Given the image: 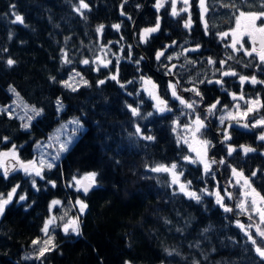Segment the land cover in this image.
Masks as SVG:
<instances>
[{"label":"trees","instance_id":"1","mask_svg":"<svg viewBox=\"0 0 264 264\" xmlns=\"http://www.w3.org/2000/svg\"><path fill=\"white\" fill-rule=\"evenodd\" d=\"M198 1L189 0L185 6L176 0L179 14L173 16L171 0L162 1L159 11L156 0H85L90 7L83 10L85 19L74 10L79 0H0V106L9 104L14 88L13 93L25 104L42 109L27 130L21 129L16 117L1 111L0 138L7 137L8 141L0 142V151L14 144L21 160H32L33 143L44 139L60 120L77 117L83 127L55 166L44 170L45 179L34 178L39 191L32 187L30 176L19 171L9 173L7 179L0 176V193L19 184L17 194L27 196L22 202L14 199L0 217V264H264L255 246L234 224L238 220L252 225L254 230L250 234L260 244L262 238L256 229L259 226L264 230V223L259 222L258 214L252 213L253 219H249L250 213L240 212L236 205L242 196L243 178H249L252 188L264 196V143L258 140L263 129L231 123L232 127L227 128L231 139L219 144L224 125L218 126L214 118L217 112L231 107L230 93L243 94L245 99L258 98L264 104V83L241 85L238 78L255 75L257 80L264 81V71L260 70L264 65L243 52L233 53L225 48L228 39L221 41L217 35L232 25L234 9L222 6L228 0H205L202 16ZM121 4L125 15H121ZM185 7L187 11L183 10ZM245 10L261 11V0H251ZM13 13L23 17L22 24L12 22ZM189 16L191 27L185 28ZM158 18L160 30L141 43V31L154 27ZM101 24L103 32L97 33ZM114 24H120L119 31L112 27ZM174 41L177 46L168 47ZM197 45L198 51H184ZM166 47L165 56H173L171 64L176 65L171 76L165 75L169 61L155 58L156 52ZM65 52L71 63L63 62ZM101 53L111 63L108 67L99 66L97 71V65L91 61ZM177 55L179 59H175ZM229 55L234 58L228 59ZM141 57L144 59L140 60ZM9 58L15 61L14 65H7ZM209 58L225 60L224 70L238 75L222 77V85L207 83L206 78H221L217 71L219 63L210 65ZM84 59H89L90 64H83ZM117 70L119 83L110 79ZM72 72H79L78 80L83 77L88 84L79 82L74 85L76 91L65 88L61 83ZM141 76L150 77L158 85V93L171 112L155 111L147 93L141 90ZM99 80L105 83L99 85ZM201 80L205 82L199 83ZM169 81H179L178 93L183 98L198 101L195 113L172 98L170 90L165 91ZM193 83L201 92L202 101L192 92L183 91ZM57 99L63 105L58 116ZM216 100L220 104L214 114L205 117L203 111ZM128 105L137 107L141 115L133 117ZM149 112L153 115L147 116ZM196 114L205 120L202 138L213 145L208 149V157L226 161L224 165H212V181L221 192L227 189L232 193L231 199L224 200L233 209L231 212H225L209 195H199V202L185 197L175 191L165 172L150 171L157 165L176 162L177 170L183 172L181 181H191L189 187L193 191L201 187L200 169L182 161L188 155L187 149L183 143H177L178 130ZM254 116L264 119V107L259 106ZM137 124L154 139L148 141L136 135ZM229 145L236 149L230 156ZM242 146L255 151L245 154ZM232 168L242 172L243 178L233 177ZM93 172L97 174L95 183L86 195L68 187L72 177L82 178ZM48 181H54L56 187ZM76 197L87 205L83 213L76 215L80 235L62 234L58 221L52 231L54 247L40 259L20 260L30 242L40 236L49 201L62 202L59 211L58 206L52 208L55 214L65 209L73 215L70 202Z\"/></svg>","mask_w":264,"mask_h":264},{"label":"snow or ice","instance_id":"2","mask_svg":"<svg viewBox=\"0 0 264 264\" xmlns=\"http://www.w3.org/2000/svg\"><path fill=\"white\" fill-rule=\"evenodd\" d=\"M124 3H127V0H124ZM183 3L185 6L189 5V0H183ZM200 7L202 11L206 10L205 9V0H199ZM251 3V0H228L227 4H224L222 6L225 7H232L234 9V17H235V27L230 29L229 31L218 33L217 35L219 36L221 41L227 40L230 37V40L228 43L224 44L225 48H231L233 53H239L243 52L245 56H248L250 58L256 59L258 58L259 64L264 65V0H261V11L258 12H249L245 10V7ZM237 4H240V7H236ZM163 6L161 0H156V8L157 11ZM12 8H15V5H11ZM121 15H125L123 11V4H121ZM172 12L171 14L173 16L178 15L179 13L177 12L176 9V3L175 0H172ZM74 10L84 17V11L83 10H90L89 4L85 2V0H79V3L77 6H75ZM184 11H187V7L183 9ZM15 19L12 21L13 23H23V17L20 15L13 13ZM86 19V17H84ZM131 19V17H128ZM203 18V17H202ZM242 20L244 21L242 25ZM113 28H115L117 31L120 29V24H114L112 25ZM185 28H190L191 27V18L189 16L188 20L184 23ZM104 29V25H99L96 28L97 33H102ZM160 30V23H159V18L157 19V22L154 27H147L144 28L141 33L139 34V41L141 43H146L148 40V37L152 33H156L157 31ZM208 30H207V23L205 22V35H208ZM256 34L260 35V40L259 44L257 45L256 41ZM247 36L249 37L251 41V47H246V44L248 41L244 39V37ZM123 39V37H121ZM176 42L174 41L172 45H169L168 47H175ZM102 48L106 47L105 45H101ZM131 45H129V49H131ZM182 47V46H181ZM199 45H197L193 49H186V51H198L199 50ZM121 52H123V48L120 49ZM167 51V47L164 48L163 50L157 51L155 54V58L157 61L161 60V57H164L166 60L169 61V65H165L166 67V72L165 75H174V69L176 68L175 64H171V61L174 59L173 56L168 55L165 56V52ZM128 55H131V51H129ZM234 57L229 55L228 59H233ZM63 62L64 63H71L70 59H68V54L65 52L63 53ZM144 58L141 57L140 60H143ZM175 59H179V55L175 57ZM140 60H137L136 63L139 64ZM119 62V57H117V63ZM191 62V61H190ZM8 66L14 65L15 61L11 58L7 59L6 61ZM83 64L88 65L90 64L89 59H84L82 61ZM91 63H95L97 65V71L99 70V66L103 64V67H108V65L111 63L110 60L108 61H102L100 57H96L95 60L91 61ZM194 63V62H192ZM208 64L210 65H216L219 63L220 67L217 69V71L220 72L221 78L216 79L215 81L211 79H207V83H215L218 85H222L223 80L222 77L226 76H237L238 74L233 71V70H224V66L226 64L225 60H220L217 62L216 60H213L212 58H209L207 61ZM259 67V65H257ZM261 71H264V69H260ZM80 73L76 72L75 77H79ZM75 77H69V81L73 80ZM118 70L116 73L112 74L110 76L111 80H115L119 83L118 81ZM240 84L243 85L244 83L248 82L253 85L258 84V83H264V81L257 80L255 75L252 76H247V75H239L238 76ZM55 80V78H52ZM69 81H64L63 86L64 87H69L71 88L72 91H76L77 88L71 84ZM80 82H82L84 85L88 84L87 80H84L83 77H80ZM140 82L142 84V91L146 92L147 95L155 101V104L153 107L156 109L157 112L159 113H165V112H171L172 109L168 106V103L165 99L161 98V96L158 93V85L150 78L146 76H141L140 77ZM205 80L199 81V83H204ZM105 83V80H99L98 84L103 85ZM128 83H134V81H128ZM189 83H192V81H189ZM122 88L125 87L124 84L120 85ZM150 86V87H147ZM180 88V83L179 81H169L167 84V88L165 91L167 92L170 90L171 92V97L174 98L175 100L179 101V104L182 105L184 108L191 110L193 113H195L196 108L198 106V101L195 99L192 100H186L183 98L182 95L178 93V89ZM12 92H15V89H11ZM183 91L185 92H192L194 96L200 97V100H203V96L201 92L199 91L197 85L193 83V86L191 88H184ZM224 91H227L224 89ZM131 95V93H129ZM139 94V93H137ZM18 95V94H17ZM232 96L233 101L237 100H245V97L243 94L237 96L235 93H230ZM246 104L249 106L243 111V112H238V114L241 117H246L249 113L257 110L256 106L259 105L260 107H264V104H261L260 100L258 98H254L252 100H246ZM57 108L58 110L63 109V105L59 99L56 101ZM220 104L219 100H216L214 103L209 105L206 109V114L207 115H213L214 111L217 109V105ZM226 107V106H222ZM129 111L131 112L133 117H139L141 115L139 109L137 107H133L132 105H128ZM236 108L239 109V105H236ZM32 113L35 116H40L42 114V109H36L32 108L31 109ZM3 112L8 113V115L11 117V112L9 109H3ZM153 113L149 112L147 113V116H152ZM33 117H28L29 123H25L23 127L27 129L30 126V121ZM226 119H236V115H234L232 112H227L226 115H221L219 117L220 124L224 125ZM71 123L77 125V130L80 128V122L79 120H73ZM176 123V127H180L178 122ZM206 126L205 120L201 119L199 114H196L194 116V119H192L188 124H185L183 126V129L186 133L190 134L191 138L193 141H195L199 147H193L192 144L189 143L187 139H184L183 137H177V143L179 144L181 140H183V143L188 144L189 151L195 153L194 156L192 155H185L183 156V161L188 164H199L203 166V172L205 175H210L212 178L215 177V173L212 172V165H224L226 161L224 159H220L217 161L216 159H209L208 158V149L212 147V143L208 139H203L201 138L202 133L201 130L204 129ZM245 128L248 127H257V126H264V119H260L257 121H254L249 125L248 123H245L242 125ZM176 127L173 128V131L176 130ZM232 127L231 124H229L224 130H223V141H228L231 139V136L229 135V132L227 128ZM135 134L138 135L141 139L152 141L154 137L152 135H146L144 133V130L141 128L139 124H137L135 128ZM259 140L264 141V133H261L259 135ZM8 141L7 137L0 138V142L6 143ZM222 141V142H223ZM70 141H65L60 144V151H66L68 148V144ZM40 145H37V148L39 149ZM243 147V151L245 154L250 153L255 151V149L251 147ZM234 151H236L235 148L232 146H228L227 149V154L230 156ZM59 153L57 156L52 157L51 159H32L28 161H23L19 158V155L17 153V147L16 145H12L11 148L7 151H0V176H2L4 179H7L9 176L10 171L16 170H22L26 175L29 176H35L39 177L41 180L45 179L43 173L45 169H52L54 167V161L58 158ZM9 157L10 160H8L7 163H5V160L3 158ZM14 161V163H13ZM231 167V165H228ZM178 163L173 162L170 165H157L156 167H153L150 169V171L153 172H165L169 173L172 176V181L171 183L173 185H178L179 192L183 193L190 199H194L197 202L200 200V196L195 192L189 190V186L191 185V181L187 182H181L180 177L183 175L182 171H178ZM232 175L233 177H240L243 178V173L238 172L235 168H232ZM96 173H89L83 178H77V177H72V182L68 184V187L75 188L76 191H83V193L86 195L90 189V187L95 183V178H96ZM256 172L252 173V176H255ZM82 181H88L87 184L82 183ZM237 184H239V180L236 181ZM52 185V187H56V184L54 181H48ZM32 187L35 188L37 191H39V188H37L36 180H32ZM241 189H250L249 191H242V196L244 199H241L239 203L236 205L237 208L241 212H249V219H253L254 214H258L259 216V222L264 223V207L258 206L257 199L259 200V205H264V196H261L259 192L256 191L255 188H252V185L250 183L249 178H243V184L240 185ZM20 188L19 184H16L12 186L11 190L8 191L7 193H0V217H2L5 213L6 206L9 205L14 199L17 200V202H22L27 199L26 194H17L18 189ZM202 192L208 194V195H214L216 198V203L220 205L224 209L225 212H231L233 209L231 207H228L224 204L225 199H231L232 198V193L228 192L227 189H224V195H221V190L218 186H216V190L214 192L209 191L207 188L201 189ZM251 196L252 199L248 200L247 198ZM60 200H52L51 205H50V210L52 208H55L58 205H61ZM75 204L79 206V210L81 213H83L84 209L87 207V205L82 202L80 199H77L75 201ZM68 216V213L65 212L64 216L62 217H56L55 215L50 216L44 223L41 228V232L44 234L45 238H36L32 240V245L35 248L36 251V256L35 257H26V259L29 258H35V259H40L42 258L46 252L50 251L54 245L52 244L53 236L51 235L50 228L52 231L55 230V226H57L58 220L62 223V228L65 234H68L69 231L72 233H75L76 235H80L79 231V218L78 217H69L65 219V217ZM238 227H240L242 230H245V235L248 236V239L251 241V243L255 246V252L256 254L264 260V230H261L259 226H257V234L259 237L262 239L260 240V244H257V240L253 237L252 234H250L245 228L243 224H240L238 222ZM249 227H252V225H249ZM38 246V247H37ZM171 255V253H169ZM127 264V262H126Z\"/></svg>","mask_w":264,"mask_h":264},{"label":"rangeland","instance_id":"3","mask_svg":"<svg viewBox=\"0 0 264 264\" xmlns=\"http://www.w3.org/2000/svg\"><path fill=\"white\" fill-rule=\"evenodd\" d=\"M162 1H164V0H161V2ZM172 1V0H171ZM176 1V0H175ZM178 2H180V3H182V4H184L183 3V0H178ZM198 11H199V13H200V15L202 16L203 14H204V12H205V10L204 11H202V9H201V7H200V3H199V1H198ZM242 25H243V23H244V21L242 20ZM235 27V17L233 18V20H232V25H231V28L230 29H232V28H234ZM229 29V30H230ZM229 30H227V31H229ZM244 39L246 40V41H248L249 42V47H251L252 45H251V41H250V39H249V37H247V36H245L244 37ZM229 40H230V37L228 38V42H229ZM259 40H260V35L259 34H256V41H257V45L259 44ZM227 42V43H228ZM230 50H231V48H229ZM232 51V50H231ZM96 57H100L101 58V60L102 61H107L106 60V57H105V54L104 53H101V54H98ZM96 57L93 59V60H95L96 59ZM92 60V61H93ZM256 60L257 61H259L258 60V58H256ZM95 64V63H94ZM100 67H103V64H101L100 65ZM73 74V75H72ZM69 77H75V74H74V72H72V73H70L67 77H66V79L64 80V81H67V79L69 78ZM64 81L61 83L62 85H63V83H64ZM70 83H72L73 85H77V84H79V80H78V78L77 77H75L73 80H71V81H69ZM80 84H82L83 85V83L82 82H80ZM76 87V86H75ZM147 87H150V86H147ZM65 88H67V89H71V88H69V87H65ZM11 92V91H10ZM11 96H12V99H11V101L9 102V104L8 105H6V106H0V112L2 111L3 112V109H8V108H10L13 112H15V108L16 107H19V110L17 111V113H13V112H11V116H14V117H16L19 121H20V124H21V129H23V130H27V129H25L24 127H23V125L25 124V123H29V120H28V117H33L32 119H34L35 117H37V116H35L33 113H32V111H31V109L33 108L32 106H29V105H27V104H25L21 99H19L18 98V96L15 94V93H13V92H11ZM149 97V96H148ZM150 98V97H149ZM252 99H254V98H246L245 100H237V101H233V103H232V105H231V107L230 108H228V109H225V110H221V111H219V112H217L216 114H215V116H214V118H215V122H216V124L218 125V126H222L221 124H220V120H219V117L221 116V115H226L227 114V112H232L234 115H236V119H226L225 120V124H224V129H225V127L228 125V124H240V123H242V125L243 124H245V122L247 121V123L249 124V125H251V123L252 122H254V121H257V120H260V119H262V118H260V117H257V116H254V113L255 112H257V110L259 109V105H257L256 106V109L257 110H255V111H253V112H251V113H249L246 117H241L239 114H238V112H243L249 105L248 104H246L245 103V101L246 100H252ZM150 100L152 101V103L153 104H155V101H153L151 98H150ZM17 101V102H16ZM57 101V100H56ZM56 101H55V113H56V116H58L59 115V113H60V111L61 110H58V108H57V104H56ZM240 102H241V104H243L242 105V107H241V104H240ZM239 105V109H237L236 108V105ZM16 105V106H15ZM155 109V108H154ZM155 111H156V109H155ZM157 112V111H156ZM204 112V116L205 117H208V115L206 114V110L205 111H203ZM7 116H9L8 115V113H6V112H4ZM31 119V120H32ZM194 119V118H193ZM73 120H79L77 117H68L67 119H64V120H60L54 127H53V129H51L47 134H46V136H45V138L44 139H42L41 141H36V142H34L33 143V145H32V152H33V158L32 159H40V158H43V159H51L52 157H55V156H57V154L59 153V155H58V158L59 157H61L64 153H65V151H60V144L61 143H63V142H65V141H70V143L68 144V147L73 143V141L77 138V136H78V134L82 131V129H83V127H82V125H81V123H80V128H79V130H77V125H75V124H73V123H71V121H73ZM192 120V119H191ZM190 120V121H191ZM190 121H188V123L190 122ZM31 122V121H30ZM80 122V121H79ZM187 123V124H188ZM257 127H261L263 130H262V132L261 133H264V126H257ZM249 128H255V127H248V129ZM224 129H222V130H220V133H221V135L220 136H218V138L220 139L219 140V144L221 143V140L223 141V135H222V133H223V130ZM201 133H202V131H201ZM178 135L177 136H179V137H183L184 139H187L188 141H189V143L190 144H192V146L193 147H199V145L195 142V141H193L192 140V138H191V136H190V134H188V133H186L185 131H184V129L183 128H180L179 130H178V133H177ZM201 138H202V136H201ZM258 140H259V136H258ZM263 143H264V141H262ZM181 143H183V140H181ZM40 145V147H39V149L37 148V145ZM185 146H186V149H187V153H188V155H192V156H194L195 155V153H193V152H190L189 151V147H188V144H185V143H183ZM68 149V148H67ZM7 150H9V149H7ZM7 150H2V151H7ZM6 158H9V157H5V158H3L4 160L6 159ZM58 158L54 161V166H55V164H56V162H57V160H58ZM209 159H210V157H208ZM182 161H183V159H182ZM184 162V161H183ZM185 163V162H184ZM186 164H188V163H186ZM191 166H198V168L200 169V175H201V177L203 178V181H202V185H201V187L198 189V190H196L195 192L198 194V195H208V194H206V193H204V192H202L201 191V189H204V188H207L209 191H211V192H214L215 190H216V185H215V183L212 181V177L210 176V175H205L204 174V172H203V166L202 165H199V164H190ZM46 170V169H45ZM19 172H21L22 173V175H26L22 170H19ZM213 172V171H212ZM167 174V176L169 177V179H170V184L174 187V189H175V191H177V192H179V188H178V185H173L172 183H171V181H172V176L169 174V173H166ZM27 177H29V175H26ZM81 177V176H80ZM80 177H77V178H80ZM34 178H38V177H35V176H30V182H32V180L34 179ZM180 181H181V179H180ZM71 182H72V180H71ZM181 182H185V181H181ZM243 184V180H241V185ZM74 191H76L75 190V188H72ZM189 190H191L190 189V187H189ZM244 190H246V189H244ZM243 190V191H244ZM191 191H193V190H191ZM246 191H249L250 192V190L248 189V190H246ZM181 193V192H180ZM183 194V193H182ZM184 195V194H183ZM221 195H224V191L223 192H221ZM185 197H187L186 195H184ZM209 196H211L214 200H215V202H216V198H215V196L214 195H209ZM189 198V197H188ZM78 198L76 197L74 200H72L71 202H70V205H71V207H73V211H74V214L73 215H69L68 214V216L67 217H65V219H67V218H69V217H76V215H78L79 213H80V210H79V206L78 205H76L75 204V201L77 200ZM241 199H244V197L243 196H241ZM241 199H239V201L241 200ZM248 200L250 199V196L247 198ZM54 200V199H53ZM51 201L52 200H50L49 201V203H48V216L45 218V221L50 217V216H52V215H55L56 217H62V216H64V214H65V209H63V210H61L60 212H57L56 214H55V212H53L52 210L53 209H51L50 210V205H51ZM239 201H237V204L239 203ZM257 203H258V206H261V207H264V205H259V202L257 201ZM217 204V203H216ZM61 207H62V205H58V211L61 209ZM223 209V208H222ZM241 212V211H240ZM243 213V212H242ZM245 213V212H244ZM44 221V222H45ZM59 221V220H58ZM238 222L240 223V224H243L244 225V228L250 233L251 231H253L254 229H253V227H249V223H247V222H240V221H238V220H235L234 221V224L238 227ZM43 226V225H42ZM59 229H60V231H61V233L62 234H65L64 233V231H63V228H62V223L60 224V226H59ZM238 229L245 235V230H242L240 227H238ZM50 232H51V235L52 236H54V234L52 233V230H51V228H50ZM69 232H71V231H69ZM247 236V235H246ZM39 238H45L44 237V234L41 232V230H40V236H38ZM37 237V238H38ZM248 237V236H247ZM34 239H36V238H34ZM38 247V246H37ZM36 255V251H35V248H34V246L32 245V241L30 242V244H29V249L28 250H26V251H24V252H22L21 254H20V256H19V259L20 260H22V261H27V260H31L32 258H29V259H26V257H33V256H35ZM124 264H126V263H124ZM128 264V263H127Z\"/></svg>","mask_w":264,"mask_h":264},{"label":"water","instance_id":"4","mask_svg":"<svg viewBox=\"0 0 264 264\" xmlns=\"http://www.w3.org/2000/svg\"><path fill=\"white\" fill-rule=\"evenodd\" d=\"M8 160H10V158H6L5 159V163H7L8 162ZM13 163H14V161H13ZM11 172V171H10ZM83 178V177H82ZM82 183H84V184H87L88 183V181H82ZM92 187V186H91ZM90 187V188H91ZM83 192V191H82Z\"/></svg>","mask_w":264,"mask_h":264},{"label":"flooded vegetation","instance_id":"5","mask_svg":"<svg viewBox=\"0 0 264 264\" xmlns=\"http://www.w3.org/2000/svg\"><path fill=\"white\" fill-rule=\"evenodd\" d=\"M13 171H16V170H13ZM13 171H11V172H13ZM11 172H10V173H11Z\"/></svg>","mask_w":264,"mask_h":264}]
</instances>
